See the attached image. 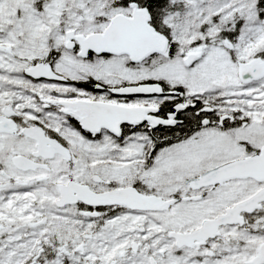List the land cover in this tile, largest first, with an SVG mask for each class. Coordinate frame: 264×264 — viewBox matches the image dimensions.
Wrapping results in <instances>:
<instances>
[{
	"label": "snow or ice",
	"instance_id": "snow-or-ice-1",
	"mask_svg": "<svg viewBox=\"0 0 264 264\" xmlns=\"http://www.w3.org/2000/svg\"><path fill=\"white\" fill-rule=\"evenodd\" d=\"M0 264H264V0H0Z\"/></svg>",
	"mask_w": 264,
	"mask_h": 264
}]
</instances>
